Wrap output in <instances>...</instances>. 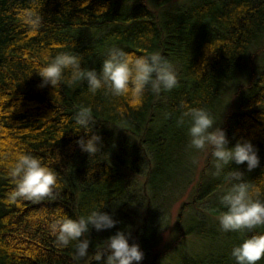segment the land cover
I'll use <instances>...</instances> for the list:
<instances>
[{
  "label": "trees",
  "instance_id": "trees-1",
  "mask_svg": "<svg viewBox=\"0 0 264 264\" xmlns=\"http://www.w3.org/2000/svg\"><path fill=\"white\" fill-rule=\"evenodd\" d=\"M170 1L0 0V264H106L107 254L101 260L95 254L118 229L130 230L129 242L144 252L134 264H236L233 247L264 233V226L222 232L210 221L226 210L220 197L237 182L234 169L264 200V60L259 69L243 71L264 37V0H191L168 9ZM28 12L42 16L37 30L19 19ZM114 47L134 56L160 53L174 65L178 86L159 94L149 87L138 101L103 88L93 95L86 82L39 86L36 71L47 58L70 53L83 68L99 71ZM243 74L250 76L246 85L239 84ZM232 91L229 110L221 113ZM182 105L208 110L229 147L249 140L259 166L248 171L246 162L233 161L215 176L209 147L195 179L188 123L177 126ZM81 106L91 109L92 132L102 140L96 155L76 143L92 134L74 121ZM18 154L37 157L56 173L54 198L10 201V168ZM188 185V201L173 226L177 238L162 243L171 206ZM93 210L119 223L91 229L88 255L76 260L77 241L58 247L51 225ZM189 234L203 236L207 250L168 260L178 239Z\"/></svg>",
  "mask_w": 264,
  "mask_h": 264
},
{
  "label": "clouds",
  "instance_id": "clouds-1",
  "mask_svg": "<svg viewBox=\"0 0 264 264\" xmlns=\"http://www.w3.org/2000/svg\"><path fill=\"white\" fill-rule=\"evenodd\" d=\"M81 6L86 7L87 3H82ZM103 10L106 11L105 8ZM19 19L33 30H37L42 24V16L34 12L22 13ZM66 71L69 73L67 78L64 75ZM36 72L42 78L40 87L51 85L55 88L62 80L69 86L86 82L93 95L103 88L106 94L131 95L137 101L149 87L153 93L159 94L161 91L172 90L179 83L174 65L160 53L134 56L115 47L109 50L99 71L95 68H83L77 55L59 53L55 57L47 58V63ZM182 108L185 110L178 118L177 126L188 123L189 147L198 150L206 147L212 149L215 176H220L223 169L233 161L237 165L246 162L248 171L259 166L258 150L249 140L237 141L234 146L229 147L225 131L219 126L214 127V118L208 110L187 105H182ZM74 121L86 135L92 133L87 139L82 136L77 140L81 151L89 156L99 153L102 140L98 134L92 132L95 120L91 109L81 106L74 114ZM10 176L15 182L9 195L11 202H39L54 198L56 173L39 158L30 154H18L10 168ZM243 176V172L234 169L231 179L237 182L220 197V203L226 209L218 217L222 231L252 232L264 226V200L259 198V189H254L245 182ZM117 223L119 222L112 214L93 210L90 214L75 219L62 216L51 225V231L58 247H67L70 242L77 241L73 258L79 260L88 255L91 243L88 235L91 229L99 232L111 229ZM130 237V230L118 229L106 238L105 247L97 250L95 260H101L107 254L106 264H133L134 261H141L144 252L138 243L129 242ZM231 255L236 264H257L264 258V233L252 234L244 239L233 247Z\"/></svg>",
  "mask_w": 264,
  "mask_h": 264
},
{
  "label": "rangeland",
  "instance_id": "rangeland-1",
  "mask_svg": "<svg viewBox=\"0 0 264 264\" xmlns=\"http://www.w3.org/2000/svg\"><path fill=\"white\" fill-rule=\"evenodd\" d=\"M191 0H171L169 2V4H167V8L168 9H177L179 7H184L186 6ZM252 57L253 60L250 62H248V64L246 63L245 67H243V71L245 73H250L251 70H257L259 69V67L263 64V60H264V37L262 38L261 42L257 45V48L255 50H252ZM250 61V60H249ZM250 80V76L247 74H243L241 75L240 79H239V84L240 85H246L248 83V81ZM234 91V90H233ZM232 92L228 93L225 95L224 100H223V106H222V110L221 113H225L229 110V103H230V99L232 98ZM219 123V120H218ZM217 122L214 124V127L217 126L218 124ZM209 147H206L203 150H198L193 148V153H192V159L190 158L194 170H195V179L197 178L198 175V171L200 170V168L203 165L204 162V158L208 152ZM196 161L195 163L193 161ZM180 188H178L177 190H179ZM183 189V187H182ZM192 187L191 185H188L187 188L184 190L183 194L180 195L177 198V200L172 204L171 206V210H170V219H169V224L166 227L165 231L162 234V243L168 242L170 239L173 240L174 237H176V234L174 232V223L178 214V209L179 206L182 202H187L188 201V194L191 191ZM198 210L200 209H196V211L198 212ZM192 211V210H191ZM191 211H188L191 212ZM218 217H211V222L212 224H214V226H216L218 228V230H221L219 221H218ZM225 232V231H222ZM238 233V232H237ZM241 233V232H239ZM177 238V237H176ZM179 241H177L174 245L175 247L173 248V250L171 251V253L169 254L168 260H172L173 262H176L177 260H179L181 257H183L184 255H189V254H196V253H200L201 251H205L207 250V246H208V242L205 238H203V236L197 235V234H189L187 236H183L180 239H178ZM160 247V245H159ZM170 258V259H169ZM134 264V263H133Z\"/></svg>",
  "mask_w": 264,
  "mask_h": 264
}]
</instances>
